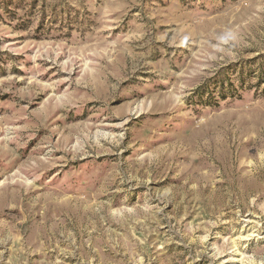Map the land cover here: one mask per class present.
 Masks as SVG:
<instances>
[{
	"label": "rangeland",
	"instance_id": "374dc122",
	"mask_svg": "<svg viewBox=\"0 0 264 264\" xmlns=\"http://www.w3.org/2000/svg\"><path fill=\"white\" fill-rule=\"evenodd\" d=\"M0 264H264V0H0Z\"/></svg>",
	"mask_w": 264,
	"mask_h": 264
}]
</instances>
